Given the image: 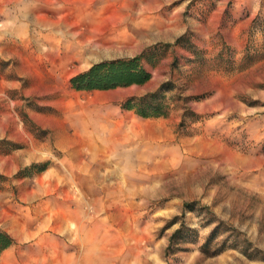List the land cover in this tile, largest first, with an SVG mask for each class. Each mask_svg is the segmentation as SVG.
I'll use <instances>...</instances> for the list:
<instances>
[{
    "label": "rangeland",
    "instance_id": "obj_1",
    "mask_svg": "<svg viewBox=\"0 0 264 264\" xmlns=\"http://www.w3.org/2000/svg\"><path fill=\"white\" fill-rule=\"evenodd\" d=\"M0 6L24 52L37 54L71 93L64 121L74 137L69 150L55 144L62 126L42 127L25 111L46 106L21 97L16 107L49 152L0 173V229L16 227L28 257L48 264L58 236L57 242L67 239L59 250L77 251L81 264H264V0H0ZM78 33L115 46L82 56ZM136 55L151 72L142 86L70 84L96 62ZM160 87L168 115L140 118L124 106ZM98 91L124 98L92 102ZM24 146L0 139V153Z\"/></svg>",
    "mask_w": 264,
    "mask_h": 264
},
{
    "label": "crops",
    "instance_id": "obj_2",
    "mask_svg": "<svg viewBox=\"0 0 264 264\" xmlns=\"http://www.w3.org/2000/svg\"><path fill=\"white\" fill-rule=\"evenodd\" d=\"M7 11L0 6V139H6L15 143L25 144L23 148L14 150L10 153H0V173L15 172L22 165L30 164L37 161L34 157L47 155L48 148L44 143H40L24 126V122L19 117V112L16 107L22 105L24 98H36L39 105L46 106L45 112L38 111L32 108H26L30 119L40 124L42 127H59L63 131V139L61 136L55 140L58 147L70 149L74 137L67 133L64 127V121L68 117L71 108L67 106L66 99L71 95L70 91L64 88L62 83H58L56 77L47 73L45 65L38 62V55L25 53L21 43L17 41L15 31L7 29ZM25 16V13H22ZM30 19H34L33 15H29ZM16 20L18 16L16 15ZM38 21H44L43 17H36ZM15 21V20H14ZM15 23V22H13ZM14 28V27H13ZM103 27H97L96 31H102ZM15 29V28H14ZM78 33L77 44L83 49L79 51L80 55L93 58L96 55H104L105 49L114 48V43L102 40L100 37L95 40L91 39L95 34ZM89 43L91 45H89ZM59 56V55H58ZM8 61L10 62L8 64ZM26 84H22L23 78ZM145 84V83H143ZM143 84H131L127 87H139ZM65 91L66 95L58 98H53L57 91ZM127 94V93H126ZM45 99H37L44 98ZM50 97V98H49ZM124 95L114 91H98L92 102L104 103L111 100L123 99ZM55 110L61 113L55 115ZM29 158V161H24L23 158ZM55 232L61 233L60 220L55 221ZM12 236L14 243L0 252V264H38L37 258L25 254L21 244L23 242L22 235L16 227L5 228ZM58 237V236H57ZM57 237L53 242L58 246L54 259L48 264H81L79 254L76 251L63 252L61 247L66 244L62 238L57 242ZM59 238V237H58ZM70 241V239H69ZM36 243V242H34ZM59 250V251H57ZM36 261V262H35Z\"/></svg>",
    "mask_w": 264,
    "mask_h": 264
},
{
    "label": "trees",
    "instance_id": "obj_3",
    "mask_svg": "<svg viewBox=\"0 0 264 264\" xmlns=\"http://www.w3.org/2000/svg\"><path fill=\"white\" fill-rule=\"evenodd\" d=\"M151 78V72L142 63V56L136 55L130 58H119L103 60L92 64L87 70L80 72L70 78L71 86L76 90L109 89L131 84H143ZM160 87L154 92L134 96L127 99L124 106L134 110L140 118L166 116L170 105L165 100ZM32 164L30 167H35ZM45 164L39 168L44 169ZM186 206L188 203L185 204ZM180 231L177 229L170 238ZM14 243L12 236L0 229V252Z\"/></svg>",
    "mask_w": 264,
    "mask_h": 264
}]
</instances>
